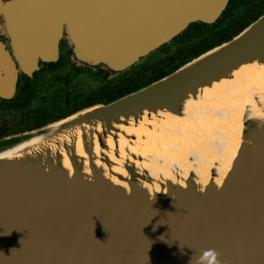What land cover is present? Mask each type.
Segmentation results:
<instances>
[{"label":"water","instance_id":"1","mask_svg":"<svg viewBox=\"0 0 264 264\" xmlns=\"http://www.w3.org/2000/svg\"><path fill=\"white\" fill-rule=\"evenodd\" d=\"M227 2L0 0L8 40L0 41V99L12 97L17 72L55 60L63 36L76 60L118 72L190 23H213ZM253 61H264V12L159 79L16 135L0 148V264H208L202 259L207 250L218 253L219 264H264V93L258 118L242 124L249 137L219 183L209 178L196 186L186 176L179 188L165 179L164 190L146 189L125 166L124 187L91 164L92 135H124L119 126L147 113L179 115L197 89ZM74 127L88 173L74 141L66 147L70 171L47 148L3 157L55 129Z\"/></svg>","mask_w":264,"mask_h":264},{"label":"bare ground","instance_id":"2","mask_svg":"<svg viewBox=\"0 0 264 264\" xmlns=\"http://www.w3.org/2000/svg\"><path fill=\"white\" fill-rule=\"evenodd\" d=\"M263 81L264 61L245 63L228 77L197 89L194 96L182 102L179 115L167 111L147 113L138 123L119 126L124 135L120 132L117 137L94 134L91 164L99 166L104 175L124 187L127 186L125 166L138 173L134 174L135 180L146 189L164 190L165 179L179 188L186 176L196 186L209 178L219 183L230 167L238 144L249 137L242 124L248 118H258L257 99L264 93ZM96 128L100 130L98 125ZM79 131L77 127L55 129L3 157L47 148L57 152L61 166L70 171L66 147L74 141V152L83 157V172L88 173Z\"/></svg>","mask_w":264,"mask_h":264},{"label":"trees","instance_id":"3","mask_svg":"<svg viewBox=\"0 0 264 264\" xmlns=\"http://www.w3.org/2000/svg\"><path fill=\"white\" fill-rule=\"evenodd\" d=\"M263 12L264 0H228L225 9L213 23H190L175 37L146 55V58L153 56V59L137 60L135 69L113 72L105 67L100 68V91L94 87L86 96L90 98L87 102L77 103L73 107L69 105V100L77 89L71 88L69 72L58 75L55 71L59 70V62L67 59L62 55L59 62L46 65L47 71L53 70L56 75L46 76L44 84L42 70L34 83L24 75L16 85L14 96L0 99V148L17 140L16 135L41 128L83 106L107 103L165 76L200 53L230 39Z\"/></svg>","mask_w":264,"mask_h":264},{"label":"flooded vegetation","instance_id":"4","mask_svg":"<svg viewBox=\"0 0 264 264\" xmlns=\"http://www.w3.org/2000/svg\"><path fill=\"white\" fill-rule=\"evenodd\" d=\"M0 24H1V28H2V30L0 31V41L6 44L8 42V40L6 37L4 25H3L1 18H0ZM57 50H58L57 51V58L55 60L49 61L47 63H42V62L38 61L35 69H33L29 74H24L20 71L17 72V80H16V83L14 85L12 97L14 96V93L16 91V85H17L18 81L20 79H22V76H24V75L28 76L29 80L34 83L35 78L40 77V72L47 70L46 65L49 66L50 63L56 62V61L59 62L58 59H60L62 55L64 58H67V59H63V61L59 62V64H58L59 70H56V71H57L58 75L64 71L69 72L68 76H69L71 88L77 89L75 94L73 95L72 99L69 100L70 106L73 107L77 103L81 104L82 102H87L88 99H90V98L86 97V96L90 92V90L91 91L94 90V87H95V90L97 87V91H100V84H99L100 83L99 82L100 81V68H101L100 64L94 65V64L84 63V62H80V61L76 60L73 57V54L71 51V44H70L69 40L67 39V37H65V36L60 38V40L58 42ZM40 70H42V71H40ZM123 70H121V71H123ZM35 75L37 77H35ZM64 102L65 103L67 102L66 96L64 97ZM84 107H86V106H83L81 108H84Z\"/></svg>","mask_w":264,"mask_h":264},{"label":"rangeland","instance_id":"5","mask_svg":"<svg viewBox=\"0 0 264 264\" xmlns=\"http://www.w3.org/2000/svg\"><path fill=\"white\" fill-rule=\"evenodd\" d=\"M2 30V28H1V24H0V31ZM142 60V61H144V59H148V60H151V59H153V56H148L147 58H146V55L144 56V57H141V58H139L138 60ZM138 62V61H137ZM101 68H103V66H100ZM137 67V63H135L133 66H129V67H127L125 70L128 72V71H131V70H133V69H135ZM57 70V69H56ZM55 70V71H56ZM125 71V72H126ZM47 72V73H46ZM43 75H42V81H43V84L46 82V76H52V75H56V73H54V71L52 70V71H43V73H42ZM43 86L41 85V88H42ZM78 111V110H77ZM53 122V121H52ZM48 124V123H47ZM28 132V131H27ZM25 133V132H24ZM15 135V134H14Z\"/></svg>","mask_w":264,"mask_h":264},{"label":"clouds","instance_id":"6","mask_svg":"<svg viewBox=\"0 0 264 264\" xmlns=\"http://www.w3.org/2000/svg\"><path fill=\"white\" fill-rule=\"evenodd\" d=\"M218 253L215 250H207L203 253L202 259L208 261V264H219Z\"/></svg>","mask_w":264,"mask_h":264}]
</instances>
